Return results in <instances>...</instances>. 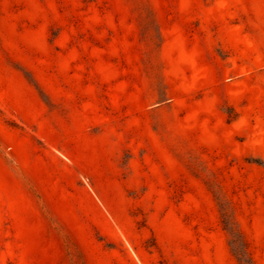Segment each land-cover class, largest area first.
<instances>
[{
    "label": "rangeland",
    "instance_id": "obj_1",
    "mask_svg": "<svg viewBox=\"0 0 264 264\" xmlns=\"http://www.w3.org/2000/svg\"><path fill=\"white\" fill-rule=\"evenodd\" d=\"M0 264H264V0H0Z\"/></svg>",
    "mask_w": 264,
    "mask_h": 264
}]
</instances>
